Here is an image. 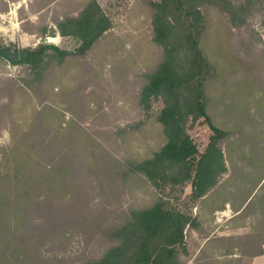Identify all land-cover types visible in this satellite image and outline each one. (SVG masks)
I'll use <instances>...</instances> for the list:
<instances>
[{"label": "trees", "instance_id": "obj_1", "mask_svg": "<svg viewBox=\"0 0 264 264\" xmlns=\"http://www.w3.org/2000/svg\"><path fill=\"white\" fill-rule=\"evenodd\" d=\"M161 1L134 2L156 54L134 75L137 117L107 130L108 146L79 122L100 110L103 61L121 48L99 2L76 0L74 14L29 29L43 40L73 39L71 49L0 38V61L19 68L0 78V122L10 125L0 151V264H48L49 242L61 243L71 225L72 208L59 206L76 198L77 155L102 194L128 197L124 219L106 232L115 244L84 264H239L263 254L264 192L255 205L251 195L264 177V47L252 28L256 17L264 25V0ZM127 62L111 66L120 87ZM89 76L95 88H86ZM198 121L210 132L202 151L187 132ZM226 205L235 225L248 221L245 234L207 229ZM188 231L203 239L194 257Z\"/></svg>", "mask_w": 264, "mask_h": 264}, {"label": "rangeland", "instance_id": "obj_2", "mask_svg": "<svg viewBox=\"0 0 264 264\" xmlns=\"http://www.w3.org/2000/svg\"><path fill=\"white\" fill-rule=\"evenodd\" d=\"M97 1L112 21V27L108 34L116 43L122 42H120V50L116 49L114 55L103 61L101 67L102 80L96 88L100 110L97 113L82 115L79 122L99 144L108 146L110 143L106 131L113 130L116 126L123 127L137 117L133 103L129 101L133 88H136V83L133 80L134 75L145 70L146 65H143L141 60L146 54H156V51L148 42L150 36L149 23L141 14H133L132 9L135 0ZM156 2L161 3L162 1L156 0ZM76 7V0H6V3L0 0V38L22 47H34L38 43L48 42L47 38L43 40L37 36L36 31L29 30L32 25L54 26L55 18L63 13L74 14L77 10ZM252 28L261 38V45L264 47V25L260 23L259 17L252 21ZM52 44L58 45L60 48L71 49L76 45V41L68 37H59V40ZM132 58L134 63L131 62ZM122 60L128 62L123 68L125 82L120 87L113 83L111 66L114 61L121 63ZM18 74L19 68L0 61V78L16 77ZM93 82H95L94 76L93 78L89 76L86 88L91 86L95 88ZM3 102L4 99L0 91V105ZM159 108L160 103L153 104L154 110ZM9 128L7 117L3 116L0 122V151L9 141ZM187 132L198 150L202 151L210 134L207 126L202 121H198L188 128ZM140 145L142 151L144 144L141 143ZM109 150L121 152V147ZM75 160L77 164L75 179L77 187L75 188L76 192H74L76 198L71 202L72 206L68 203L59 206L62 214L66 213L70 207L72 208L71 216L66 218L71 221L66 224L71 225L65 227V239L61 243L56 242V240L49 242L48 252H44L42 256L48 264H84L87 260L100 255L107 247L115 244V238L110 237L106 232L119 226L124 219L123 213L128 207V197L124 192L119 191L112 197L102 194L97 180L85 174L82 168V158L77 155ZM184 189L185 193H188L189 186L186 185ZM263 192L264 177L251 195L253 204L254 197L262 195ZM195 210L196 208H193V212ZM232 216V210L226 205L223 211L214 213L213 222L206 223L207 229L217 236L245 234L248 231V221L245 220L238 227V224L235 225L230 221ZM202 243L203 239L198 232H187V248L192 257L197 254ZM187 264H190V261ZM239 264H264V251L262 255L251 259L242 257Z\"/></svg>", "mask_w": 264, "mask_h": 264}, {"label": "water", "instance_id": "obj_3", "mask_svg": "<svg viewBox=\"0 0 264 264\" xmlns=\"http://www.w3.org/2000/svg\"><path fill=\"white\" fill-rule=\"evenodd\" d=\"M59 40V36H56L54 38H49L47 41L50 42V43H55Z\"/></svg>", "mask_w": 264, "mask_h": 264}, {"label": "crops", "instance_id": "obj_4", "mask_svg": "<svg viewBox=\"0 0 264 264\" xmlns=\"http://www.w3.org/2000/svg\"><path fill=\"white\" fill-rule=\"evenodd\" d=\"M8 1V0H7ZM263 251H264V248H263Z\"/></svg>", "mask_w": 264, "mask_h": 264}]
</instances>
